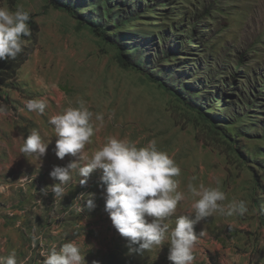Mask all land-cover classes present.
I'll return each mask as SVG.
<instances>
[{"label":"rangeland","instance_id":"374dc122","mask_svg":"<svg viewBox=\"0 0 264 264\" xmlns=\"http://www.w3.org/2000/svg\"><path fill=\"white\" fill-rule=\"evenodd\" d=\"M19 6L39 31L14 87L5 90L12 104L0 114V184L11 192L10 209L31 222L25 242L29 233L39 238V263L53 246L80 247L86 234L89 241L101 237L98 247L81 250L86 264H171L167 239L138 254L112 222L104 235L101 170L83 186L74 172L62 199L42 192L58 183L50 177L54 166L77 159L57 158L49 118L82 102L104 115L85 147L89 156L108 137L138 147L155 140L179 165L177 191L185 199L167 218L170 228L178 216L194 215L190 182L219 187L225 206L247 203L244 215L217 211L196 225L193 264H264V0H0L11 11ZM121 58L140 67H125ZM37 98L47 100L43 114L25 107ZM32 130L49 143L43 157L20 152ZM81 193L95 194L93 210L83 208ZM42 210L55 211L43 218ZM50 218L57 220L53 230Z\"/></svg>","mask_w":264,"mask_h":264},{"label":"clouds","instance_id":"9594fccd","mask_svg":"<svg viewBox=\"0 0 264 264\" xmlns=\"http://www.w3.org/2000/svg\"><path fill=\"white\" fill-rule=\"evenodd\" d=\"M29 20L30 13L22 6L15 11L0 7V60L15 59L23 50L24 38L32 34ZM25 107L30 112L43 114L47 100L29 99ZM0 114H5L3 107H0ZM94 119L99 122L96 127ZM49 123L54 126L57 158L63 160L72 156L77 159L70 160L66 166H54L50 177L58 183L47 186L42 192L47 195L51 191L55 200L62 199L74 172L84 177L79 181L83 186L94 171L101 170L99 186L105 211L114 228L128 240L130 252L143 254L162 246L167 239L171 264H193L198 241L196 225L217 211L227 216L244 215L248 211L244 200L234 199L225 206L222 202L227 198L226 193L219 187L201 184L197 188L190 182L188 193L197 198L191 205L194 215L178 216L175 226L170 228L167 218L175 214L178 204L185 199V194L177 191L179 182L175 179L181 169L167 152L158 149L155 140L138 147L125 139L108 137L106 143L89 156L85 147L91 143L94 131L104 124L102 113L94 114L81 102L77 107L69 106L52 115ZM48 145L32 130L20 146V152L43 157ZM94 197V193H81L78 198L86 201L83 208L93 210L96 207ZM42 255L43 264H86L85 255L75 241L63 243L59 248L53 246ZM0 264H17L15 252L0 256Z\"/></svg>","mask_w":264,"mask_h":264},{"label":"crops","instance_id":"0c3cea01","mask_svg":"<svg viewBox=\"0 0 264 264\" xmlns=\"http://www.w3.org/2000/svg\"><path fill=\"white\" fill-rule=\"evenodd\" d=\"M20 163V162H19ZM1 185V184H0ZM15 188V187H14ZM10 191H6L5 189L0 186V256H7L11 254L12 252H15L16 254V260L17 264H43L42 262L39 263V260L35 258L34 256V244L35 240L38 242L39 238H35V236L31 237L32 233L27 234L28 238L26 239L27 242L24 240V231L26 233L28 232V227H31V222L27 220H22L16 212L13 211V209H10L11 204H8L9 198H10ZM73 206L71 205L70 208ZM55 211V210H54ZM54 211H48V210H42L43 218H49L51 214L54 213ZM64 215V213H63ZM105 218V222H102V220H99L102 224L100 229L104 230V235L109 236V222H112L110 218H108V215L104 212L100 216L102 219ZM67 218L72 219L71 216H67ZM52 220V225L49 228V230H53L55 227L53 224L55 223L56 226V219L50 218ZM24 221V222H23ZM104 221V219H103ZM36 222V221H33ZM48 220H46L45 225L47 226ZM24 224H28L27 226H24ZM40 224L37 229L38 233L41 234L43 226ZM31 229V228H30ZM37 235V234H36ZM40 236V235H39ZM68 236V235H63ZM54 240H57L56 238L57 233H53L51 236ZM83 238L80 246V249L84 251L85 247L87 245H90V248L98 247L100 243L101 237L97 238L95 237L93 241L88 240V235L81 234L80 236ZM29 249L26 251L25 249Z\"/></svg>","mask_w":264,"mask_h":264},{"label":"trees","instance_id":"16d2710c","mask_svg":"<svg viewBox=\"0 0 264 264\" xmlns=\"http://www.w3.org/2000/svg\"><path fill=\"white\" fill-rule=\"evenodd\" d=\"M30 28L32 30L31 36L24 38L30 43L28 45L25 44L23 50L16 56V58L8 59L7 61L0 60V107H3L4 109L9 108L12 104L10 95L5 91L6 88L14 87L13 84L16 81L19 69L35 49L37 33L39 31L37 22L30 20ZM98 29L100 31H105V27L102 24ZM120 62L125 67H140L137 63L124 58H121Z\"/></svg>","mask_w":264,"mask_h":264},{"label":"built area","instance_id":"2783aa9c","mask_svg":"<svg viewBox=\"0 0 264 264\" xmlns=\"http://www.w3.org/2000/svg\"><path fill=\"white\" fill-rule=\"evenodd\" d=\"M1 187H2L3 189H5V187H4L3 185H1Z\"/></svg>","mask_w":264,"mask_h":264}]
</instances>
